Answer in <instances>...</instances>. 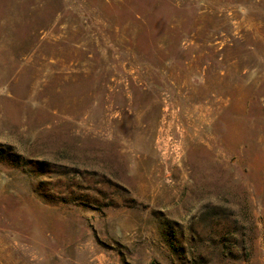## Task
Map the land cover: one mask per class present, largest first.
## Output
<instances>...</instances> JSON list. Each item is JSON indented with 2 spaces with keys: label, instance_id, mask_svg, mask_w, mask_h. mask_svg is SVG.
Returning <instances> with one entry per match:
<instances>
[{
  "label": "rangeland",
  "instance_id": "rangeland-1",
  "mask_svg": "<svg viewBox=\"0 0 264 264\" xmlns=\"http://www.w3.org/2000/svg\"><path fill=\"white\" fill-rule=\"evenodd\" d=\"M0 264H264V0H0Z\"/></svg>",
  "mask_w": 264,
  "mask_h": 264
}]
</instances>
